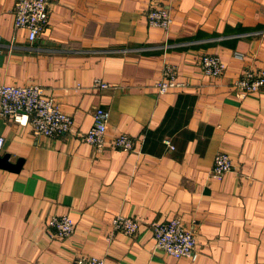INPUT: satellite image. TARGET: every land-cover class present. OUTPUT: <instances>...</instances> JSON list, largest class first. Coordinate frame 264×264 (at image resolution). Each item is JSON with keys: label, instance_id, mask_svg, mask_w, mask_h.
<instances>
[{"label": "crops", "instance_id": "obj_1", "mask_svg": "<svg viewBox=\"0 0 264 264\" xmlns=\"http://www.w3.org/2000/svg\"><path fill=\"white\" fill-rule=\"evenodd\" d=\"M34 42L0 0V86L39 85L73 120L71 133L35 137L0 117V264H264V91L239 97L233 84L264 70V0H49ZM169 11L167 31L148 25L150 8ZM225 65L206 77L200 60ZM182 89L159 95L165 65ZM95 81L108 85L94 87ZM97 108L106 139L131 137V152H96L78 134ZM165 141H169L170 149ZM218 153L232 170L210 175ZM73 234L49 236L51 216ZM117 215L140 223L135 237L113 233ZM181 219L193 232L191 263L155 249L150 224Z\"/></svg>", "mask_w": 264, "mask_h": 264}, {"label": "built area", "instance_id": "obj_2", "mask_svg": "<svg viewBox=\"0 0 264 264\" xmlns=\"http://www.w3.org/2000/svg\"><path fill=\"white\" fill-rule=\"evenodd\" d=\"M14 8V23L17 28L27 31L29 42H34L48 25L49 0H11ZM147 22L151 27L165 31L171 25L172 18L164 8H150ZM200 68L206 77L219 78L224 74L225 65L216 55H204L200 60ZM94 87L105 89L107 84L95 81ZM185 85L177 80V68L165 65L160 79L154 83L157 94L163 95L179 90ZM239 97L264 91V70L246 71L233 84ZM0 117L12 120L22 127H29L35 137L55 138L71 133L72 117L62 111L60 105L51 97H47L43 87L30 85L26 87L0 86ZM109 114L102 108L93 112V124L85 133L78 134L81 140L96 152L104 149H118L131 152L135 143L128 135H118L106 139ZM165 144L170 148L169 141ZM4 147V138L0 136V152ZM232 170V163L226 153H218L210 170L215 180ZM140 223L130 217L117 215L111 221L113 233L135 237L139 232ZM49 236L59 239L70 237L74 232V223L69 216L53 215L46 225ZM155 249L162 250L175 259H186L193 263L198 259L196 240L192 231L187 230L181 219L173 218L166 222L150 224ZM72 264H105L104 259L81 255Z\"/></svg>", "mask_w": 264, "mask_h": 264}, {"label": "water", "instance_id": "obj_3", "mask_svg": "<svg viewBox=\"0 0 264 264\" xmlns=\"http://www.w3.org/2000/svg\"><path fill=\"white\" fill-rule=\"evenodd\" d=\"M0 166H4L5 168L7 169H10V170H17L20 166V162L19 164H10L8 163V158H7V155H4L2 157H0Z\"/></svg>", "mask_w": 264, "mask_h": 264}]
</instances>
